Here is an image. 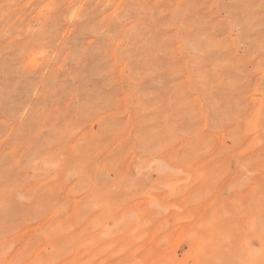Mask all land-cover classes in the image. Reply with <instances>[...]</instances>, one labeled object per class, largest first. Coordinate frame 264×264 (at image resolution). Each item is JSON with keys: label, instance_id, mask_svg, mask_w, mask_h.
<instances>
[{"label": "rangeland", "instance_id": "1", "mask_svg": "<svg viewBox=\"0 0 264 264\" xmlns=\"http://www.w3.org/2000/svg\"><path fill=\"white\" fill-rule=\"evenodd\" d=\"M0 264H264V0H0Z\"/></svg>", "mask_w": 264, "mask_h": 264}]
</instances>
